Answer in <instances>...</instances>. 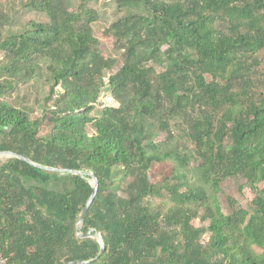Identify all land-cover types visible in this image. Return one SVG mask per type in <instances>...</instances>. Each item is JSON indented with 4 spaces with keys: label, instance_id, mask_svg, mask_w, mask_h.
Masks as SVG:
<instances>
[{
    "label": "trees",
    "instance_id": "1",
    "mask_svg": "<svg viewBox=\"0 0 264 264\" xmlns=\"http://www.w3.org/2000/svg\"><path fill=\"white\" fill-rule=\"evenodd\" d=\"M2 152L11 264H264V0H0Z\"/></svg>",
    "mask_w": 264,
    "mask_h": 264
},
{
    "label": "rangeland",
    "instance_id": "2",
    "mask_svg": "<svg viewBox=\"0 0 264 264\" xmlns=\"http://www.w3.org/2000/svg\"><path fill=\"white\" fill-rule=\"evenodd\" d=\"M110 0H99V6L104 7V4L109 3ZM43 19V18H42ZM41 20V19H40ZM106 22H104L105 24ZM104 24L100 25L103 26ZM106 43V42H105ZM105 48L108 50V44H105ZM110 50V49H109ZM92 183V181H90ZM241 181L238 179L229 180L224 185V194L223 197L227 196H234L236 197L242 204L247 206L248 198L250 197V193L245 188L243 190H240ZM73 183L70 177L66 174L60 175L57 182L51 183L48 187L55 191H61V192H69L72 189ZM257 253H262L261 249L255 248Z\"/></svg>",
    "mask_w": 264,
    "mask_h": 264
},
{
    "label": "water",
    "instance_id": "3",
    "mask_svg": "<svg viewBox=\"0 0 264 264\" xmlns=\"http://www.w3.org/2000/svg\"><path fill=\"white\" fill-rule=\"evenodd\" d=\"M4 156H15V157H18L20 159H23L24 161L30 163L31 165L33 166H36L37 168H40L42 170H48V171H55V172H58V173H61V174H64V173H69V174H79V175H84L83 172H77V171H72V170H67V169H57V168H51V167H46V166H42V165H39L37 163H34L32 161H30L29 159L25 158L24 156H20V155H17L15 153H11V152H2L0 153V158L4 157ZM89 177L92 181L91 185H92V192H91V195L89 197V199L87 200V203L82 211V214L80 216V219H79V223H78V226H77V231H78V236L80 237H85L84 234L81 233V225H82V221H83V218H84V215L85 213L87 212L89 206L91 205L96 193H97V190H98V181H97V178L95 177L94 174L92 173H89ZM101 243V248H100V251H99V254L95 259H97L98 257H100L102 255V253L104 252V245L102 243V241H100Z\"/></svg>",
    "mask_w": 264,
    "mask_h": 264
},
{
    "label": "built area",
    "instance_id": "4",
    "mask_svg": "<svg viewBox=\"0 0 264 264\" xmlns=\"http://www.w3.org/2000/svg\"><path fill=\"white\" fill-rule=\"evenodd\" d=\"M0 264H11L0 248Z\"/></svg>",
    "mask_w": 264,
    "mask_h": 264
}]
</instances>
